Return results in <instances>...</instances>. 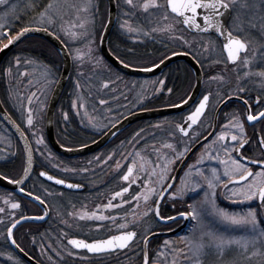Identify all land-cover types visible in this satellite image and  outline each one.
Returning a JSON list of instances; mask_svg holds the SVG:
<instances>
[{"label": "flooded vegetation", "instance_id": "obj_1", "mask_svg": "<svg viewBox=\"0 0 264 264\" xmlns=\"http://www.w3.org/2000/svg\"><path fill=\"white\" fill-rule=\"evenodd\" d=\"M11 1V4L16 5L18 12L22 11L21 8L24 5H37L36 2L38 1V4L41 3V0ZM35 8L34 13H37L38 7L36 6ZM120 14L121 8L116 6V20L113 30L116 28V23L118 18H120ZM19 23L18 21L13 22V25H18ZM22 28H18L12 35ZM182 28L190 35H202L188 32L183 26ZM112 32L108 38V49L114 56L126 63L124 55L129 57L137 53L139 45L133 42L131 46L129 44L127 46L124 40L113 37V41H115L116 47L118 48V51H114L111 47L110 40ZM12 35L10 34V37ZM31 38L37 37L26 38L17 44L7 53L0 66L17 50L16 48L19 45ZM34 41L54 49L46 40L34 39ZM43 41H45V43ZM139 49H153V47L146 44V46L140 47ZM187 53L200 65L198 60L191 53ZM226 60L230 66L234 65L233 63H229L227 58ZM200 67L202 69L201 65ZM189 75L191 77H189ZM157 76H162L161 80L165 81L164 90L160 91L161 85H159L157 87L159 91L152 90V92L148 93L146 99L142 98L141 100L138 98L140 95L138 90H129L128 95L126 94L123 96V99L118 100L116 96L117 92L110 91L108 85L92 84L87 86L84 90L85 100L76 102L71 100L74 90L72 89L73 87L66 84L54 111L53 135L55 140L66 148L90 145L100 139L101 136L126 115L141 109L172 106L181 103L188 96L192 88V86L189 88V84L191 83L192 85V72L186 62H173L165 67L158 75L150 78ZM180 76H183V78L181 79ZM169 89H172V91L169 92ZM31 92L34 91L32 90ZM40 93H42V91ZM207 93L210 95L211 100V92L206 91L202 83L201 90L196 99L183 111L167 114L158 118L135 121L117 132L101 146L82 155L70 157L57 153L49 145L45 133V116L42 125V133L36 131L37 129L35 128L32 129L31 132H28L17 119H15L11 112L5 108L24 131L32 150L33 168L28 180L23 185V189L34 196H39L45 201V205L41 206L39 203L31 201L24 196L0 188V208L5 209L4 212L0 213V221H3V223H0V264H13V260H18L19 264H30L11 247L9 240H6L7 228L10 227L14 221L21 219V217L32 218L37 216H44V219H31L21 222L14 229L13 238L26 255L40 264H142V245L144 238L156 231L165 232L172 230L171 222H160L155 217L154 212L149 213L147 216L143 215V213L147 212L149 206L155 209V201L159 198V195L154 193L149 201H144L143 194L145 192V182H148V187L157 190L161 187H166L182 158L187 153L185 152V148L187 147V149H190L196 141L209 132L212 125L213 114L217 107L211 110L210 100L205 113L196 126L190 129L188 136L182 135L177 128V125H180L183 121L184 116L191 112L199 100ZM237 96L248 101L251 114L256 115L264 110V101H262L258 95L246 91ZM257 97L260 99L259 103H257ZM48 100L49 97L47 98V103ZM101 101L104 103H101ZM141 101L143 106H135V104ZM228 104H230V102ZM81 105H83V107H81ZM46 107L47 104L45 106V111ZM242 107L244 110L243 105ZM65 114H67V119H65ZM228 124L229 122L226 123V125ZM226 125L221 126V129H223L225 133L229 131V129L225 127ZM247 125L248 130L245 132V138L250 142L241 149L240 155L247 160L264 158V154L257 147L258 135L264 137V119ZM33 133H35V135H33ZM197 134H200L199 139H195ZM218 134L217 123L216 130L209 140L200 145L181 167L173 183L175 186L178 181L181 180L184 172L189 170V166L197 163V159L194 158L198 155L199 151L202 152L205 150L204 153H201L203 160L209 153L211 155H217V146L213 145L212 141L216 139ZM228 137L230 136L226 134L224 143L234 144L235 142L231 141ZM38 139L42 140V143L39 145L36 144V140ZM167 144H172L175 151L166 148L165 145ZM205 145H208L207 149ZM219 150L221 155L219 154ZM219 150V158L226 160V154L222 149ZM257 150L260 152L261 157L255 155ZM180 152H184L185 154L180 160H175L176 154ZM137 153H139V155H137ZM110 157L111 159H109ZM21 158L22 165L17 176H11L15 174L14 169L17 167V164H19V160L15 156H10V160H8L6 164V166H8V171L7 169L3 170L0 168V174L9 179H17L22 172V154ZM235 158L240 159L242 163L248 165L254 173L261 170L258 166L248 164L238 153H235ZM167 161H174V163L169 165L171 169L169 180L161 186L157 183V180L159 179L161 167H163ZM216 161L217 163L219 162L218 160ZM212 162L213 160H211L210 163ZM118 163L120 165L119 169L117 168ZM130 165L133 167L130 179L135 178L136 182L134 184H130L129 181H124L122 179L128 172V167ZM41 172H45L55 179H61L74 185H81V187L73 190L66 189L53 182L47 181L44 177L40 176ZM240 174L243 173L241 172ZM240 174L231 177V179L239 177ZM229 179L230 178L226 179L225 177L222 182L226 183ZM125 187L129 188V191L124 193L122 197H117L115 200H112L113 194L121 191L122 188ZM174 190L175 188L172 189V191ZM222 193L224 194L222 195L223 198H225L226 195H230L223 191V189ZM138 194H140L139 201L134 200L133 197H137ZM189 198L190 197L186 194L182 200H177L175 204H173V201L168 198V194L166 193L159 203L160 215L165 218L178 215L179 212L183 211L182 206H184L183 208H187L186 203H188ZM110 200L113 204L122 206L119 208L105 209L103 206L108 204ZM5 201H7V203H5ZM225 202L226 201H221V204H224V206L226 205L227 208L228 206ZM246 202H244L245 205H248V202ZM11 203H18L20 207L13 210L10 208ZM98 205L100 206L98 214L110 218L114 217L115 219H109L104 222L79 220V214L97 211ZM252 205L254 207L259 206L258 199H256V202ZM175 206H178L177 210H179V212L170 214L171 209ZM45 210H47V215H45ZM70 213L73 215H69ZM178 220H181V224L183 223L182 219H177L176 221ZM120 225H126V227L121 229ZM124 231H135L137 235L133 241L129 243L127 248L114 250L110 253L92 254L86 249H76L68 244L69 239H84L87 242H92L93 239H107L109 236L118 235ZM141 232H146L142 240L139 238ZM64 233L67 235H63ZM152 240L153 239L147 244L148 264H174L173 262L153 260V257H151L149 253L151 250L155 253L158 252L160 245L157 244L151 247L150 243ZM138 243H140L141 246L140 259L131 254V252H134L138 247ZM9 256L12 257V260L8 259Z\"/></svg>", "mask_w": 264, "mask_h": 264}, {"label": "rangeland", "instance_id": "obj_2", "mask_svg": "<svg viewBox=\"0 0 264 264\" xmlns=\"http://www.w3.org/2000/svg\"><path fill=\"white\" fill-rule=\"evenodd\" d=\"M38 2H36L37 5H24L20 12L15 8V11L10 13V18L6 23L11 27L13 26V22L18 21L21 23L16 25L18 28L24 26L46 27L64 42L72 61L71 73L67 83L68 86L74 89L71 100L76 102L84 101V90L87 86L92 84L108 85L110 91L117 92L116 96L118 100L123 99L124 95H128L129 90H138L140 93L138 98H140V100L142 98L146 99L148 93L152 92V90L157 91V87L161 85L159 81L162 76L154 78L125 76L111 69L102 60L97 47L106 20V6L103 0H91L90 7H88L89 0H41L39 4ZM144 2L145 0H134L136 7L130 11L129 6L124 5L123 0H121V14L116 23L114 37H117L119 40H124L127 46L128 44L131 46L133 42H135V44L137 43L139 48L149 44L154 50L138 48L137 53L129 57L124 55L126 59H123L126 63L141 68L151 65L153 62H157L159 59L163 58L165 54L168 55L171 51H174V49L189 52L196 59L198 58L197 60L202 66L203 72L206 73L203 79V88L211 92V110L217 106L225 95H236L238 89L241 87L247 89L248 92L258 95L262 101H264V87H262V85H264V79L257 76H244L246 71H251L253 73L264 71V63L254 62L248 68H245L242 64L244 58V54H242L240 60L230 66L222 52L220 43L214 35L188 34L182 26L177 23V19L168 13L165 8V0H155L157 4L164 5V7L150 9L147 13L140 7ZM49 3L53 4V7L48 11L49 15L54 18V23L51 26L47 23L39 24L37 22L39 14L45 10ZM36 6L38 7V11L34 13ZM86 7L87 11H84L83 9ZM122 13H127V15H123ZM165 13L168 15L167 20L164 19ZM3 15L4 12L0 11V16ZM235 15V12H231L227 25L228 28H230L233 16ZM244 15L249 17L254 16L257 19L260 16H264V4L257 0L256 6L250 10H245ZM125 21H127L129 26L137 29V31L129 32L127 28H121V24ZM168 25L175 26L176 32H151L152 28L164 29ZM146 31L150 33L147 36L143 34ZM72 33L76 34V38L72 37ZM177 34L183 35L184 39L191 44V48L184 46L179 40L173 39V36ZM233 34L236 35V32L234 31ZM248 34L253 41L247 53V57L251 60L253 51L259 53L264 50V48H262V46H264V35H261L259 31V24L257 25V29L251 30ZM9 37L10 34L8 33V35L5 36V40L0 41V47ZM31 39L19 45V48H17V50L0 66V99L5 108L11 112L15 119H17L28 132H31L32 129L35 128L37 129L36 131L42 133L47 98L60 73L61 63L60 60L58 61V54L54 53L51 48L34 41L36 38ZM113 40L114 38L111 39V47L114 51H118L115 41ZM89 49L91 50L90 54ZM78 50L84 53V58L81 60H75L73 58ZM17 58L20 59L19 65L16 63ZM8 69H11V71L7 72L6 70ZM214 76H220L223 79L210 80V77ZM180 77L181 79L183 78V76ZM189 77L191 76L189 75ZM190 86H192L191 83L189 84V88ZM32 90L34 92H31ZM161 90H164V85H161L160 91ZM41 91L42 93H40ZM141 105L143 106L142 101L135 104V106L139 107H141ZM227 109L228 110L223 114V120L225 122H230L233 120L234 115L240 117L244 124V131L246 132L248 125L244 120L243 110L238 108V112L237 110L233 112L229 110V108ZM30 114L33 118L32 125H29L27 122ZM226 134L231 136V134L235 133L229 130ZM204 151H199L198 155L194 158L197 159V161H203V163L198 166L205 172L212 167L217 168L221 175V180H223L225 178L223 176L224 166L220 165L219 162L217 163L216 160L210 163L211 160H208L207 157H204L203 160L201 153H204ZM219 154L221 155L220 150ZM255 155L261 157L258 150L255 152ZM10 156L17 157L19 163L22 165L19 146L9 130L0 121L1 169H7L8 171V166H6V164L8 160H10ZM233 156L235 158V153ZM20 164H18V166ZM186 172H184L182 178L185 176ZM227 178L229 177H226V179ZM180 184L181 180L178 181L176 187L178 188ZM222 195H224L222 193V188L218 189L215 194L216 203L221 208L230 212H247L249 209L259 208V206L254 207L252 205L256 202V199L247 201L248 205L250 204L248 206L244 203L246 201L240 202L243 200L242 197L235 198L236 202H234L233 199L228 198L229 196L226 195V197L223 198ZM187 196L190 197L188 203H186L188 211V204L192 203L193 200L200 199L203 196V192H189ZM221 201H226L225 204H227L228 207L226 208V205H222ZM259 219L264 221V215L259 216ZM180 222L181 220L171 222V224H173L171 225L172 229L179 227L181 225ZM192 223L193 222L189 221L188 227L177 235H170L169 237L161 236V240L158 242L160 249L155 253L153 260L182 264L183 255L179 253L186 252L187 246L181 238L189 234ZM219 227L221 231L224 230L223 226ZM145 234L146 232H141L139 235L140 240L144 238ZM236 234L239 235L240 233ZM165 241L169 242L167 246H165ZM160 253H163V255H160ZM232 259H237L239 264H258L256 259L251 261L245 260L243 255L236 249L222 255L221 259L215 260V264H228Z\"/></svg>", "mask_w": 264, "mask_h": 264}, {"label": "snow or ice", "instance_id": "obj_3", "mask_svg": "<svg viewBox=\"0 0 264 264\" xmlns=\"http://www.w3.org/2000/svg\"><path fill=\"white\" fill-rule=\"evenodd\" d=\"M257 0H167L166 7L170 9L171 13H174L177 18V23L182 24L189 31L195 30L201 34H207L214 30L219 36L226 37L227 42L224 43L223 48L227 52L228 61L235 64L241 58V54H244L242 64L245 68H248L254 62L264 63V50L257 53L252 52L251 60L247 57V53L250 45L253 43L251 36L248 34L251 30L257 29L259 24V31L261 35H264V16H260L258 19L254 16H245V10H250L256 6ZM260 3L264 4V0H259ZM117 7H122L121 0H116ZM123 4L129 6L131 11L136 7L134 0H123ZM31 6V5H30ZM91 6V0H89L88 7ZM53 7V4L49 3L45 10L40 12L37 22L39 24L47 23L51 26L54 23V18L49 15V9ZM145 13L150 9H159L164 7V5H159L155 0H145V2L140 5ZM16 5L11 4V0H0V11L4 12L3 16H0V37L8 35V32L4 31L8 27L6 21L10 18V13L14 12ZM87 11V7L83 9ZM198 10H200L198 12ZM230 12H235L236 15L233 16L232 24L230 28H225L224 17L229 15ZM127 15V13H122ZM202 20V24L198 20ZM164 19H168L167 13L164 15ZM121 28H127L129 32L137 31V29L132 28L128 25L127 21L121 24ZM48 31V28H30L24 27L21 29L16 36H12L8 39L7 44L3 45V48H8L10 45L19 41L26 33L30 31ZM157 31L175 33L176 28L173 25H168L164 29L152 28L151 32L155 33ZM234 31L236 35H234ZM145 36L149 35V32L143 33ZM86 35V34H85ZM72 37L76 38V34L72 33ZM173 39L179 40L184 46L191 48V44L184 39L183 35L177 34L173 36ZM264 48V46H262ZM91 50L89 49V54ZM187 54V53H185ZM172 56L178 55L176 52H172ZM75 60H81L84 58V53L79 50L73 57ZM170 59L167 54L160 59V63L156 64L153 62L154 68H159L160 65L164 64L166 60ZM198 59V58H197ZM17 65L20 63V59L16 60ZM127 67V65H125ZM152 69L146 68L145 71H151ZM10 72L11 69L6 70ZM245 77L257 76L264 79V71L253 73L251 71H246L244 73ZM220 76L210 77V80H222ZM159 83L164 85L165 81L160 80ZM107 86V85H105ZM264 87V85H262ZM159 91V89H157ZM172 89H169L171 92ZM247 89L241 87L238 89L237 94L246 92ZM210 100V95H204L199 101L198 106L195 110L185 118L187 128L177 125V128L185 136L189 135L188 129H191L200 120L201 116L205 113L206 107ZM260 102L259 97H257V103ZM101 103H104L101 101ZM184 104L187 101H183ZM245 105H248V101H244ZM75 106V105H74ZM83 107V105H81ZM173 107H180V105L174 104ZM250 107V106H249ZM65 119H67V114H65ZM260 119H264V111H260L258 114L253 115L249 111L247 115L248 122H256ZM28 124L32 125L33 118L30 114L28 117ZM228 129H235V134H231L230 140L235 142L234 144L224 143L226 139V133L221 132L217 135L216 139L212 141L213 145L217 146V155H207L208 160H218L220 165L224 166L223 176L229 177L228 182H222L221 175L218 169L212 167L208 169L207 172L201 169L198 165L202 164V160H198L196 164L190 165L189 170L185 173V176L181 178V184L177 188L174 184L168 183L167 187H161L160 189H154L148 187V182H145V192L143 194L144 201H149L153 194H157L160 197H164L168 194V198L173 201V204L177 200H182L187 193H196L198 191L203 192V196L198 200H193L192 203L188 204V211H181L178 213L180 219L191 221V227L189 229V234L182 237L181 239L186 243L187 251L179 253L183 255L182 264H215V260L221 259L222 255L226 254L233 249L239 251L245 260L251 261L256 259L258 264H264V221L259 219V216L264 215V158L253 159L250 161L252 165L261 168L260 171L255 173L248 167L245 163H242L240 159L234 158V153H240L241 149L248 144L250 141L245 138L244 124L240 121L238 116L233 117V120L225 126ZM35 135V133H33ZM199 135L195 139H199ZM206 140L208 138H205ZM42 140H36V144L39 145ZM166 148L173 149L172 144L165 145ZM206 149L208 145H205ZM257 147L264 153V137H261L258 141ZM222 149L226 154L227 159H220L218 150ZM189 149L185 148V152ZM211 151V150H209ZM184 152L176 154L175 160H180ZM139 155V153H137ZM111 159V157L109 158ZM31 155H29L28 165L24 167V175L27 176L30 171L31 166ZM174 163V161H167L163 167L160 169L159 179L157 183L163 186L170 178L171 169L169 165ZM120 165L117 164L119 169ZM194 170V171H193ZM86 171V170H85ZM133 172V167L130 165L128 167V172L122 177L124 181H129L130 184L136 182L135 178H131ZM238 180L231 179L234 175L239 173ZM40 176L46 177L47 180L52 181L54 177L47 175L45 172H41ZM10 183L15 185H22L24 183V178L20 180H12ZM55 183L58 185L65 184L64 180L55 179ZM68 188H80L81 185L67 184ZM175 188V191L172 189ZM223 189V191L229 193V198L233 199L242 197L243 201H250L254 199L259 200L258 209H249L247 212H230L221 208L215 200V194L218 189ZM21 192L24 191L23 187L19 189ZM129 188H122L121 191L115 192L113 194L112 200L117 197H122L124 193H127ZM29 196L32 194L29 193ZM140 194L137 197H133L134 200L139 201ZM35 201H38L41 206L45 205V201L39 196L33 197ZM7 203V201H5ZM157 207L153 209L151 206L148 207L147 212L143 213L147 216L149 213L154 212L155 217L162 221H172L175 222L178 217L169 216L162 217L159 211V200L155 201ZM122 205L113 204L110 200L108 204L104 205L105 209L109 208H119ZM18 203H11L10 208L15 210L19 208ZM100 206H97V211L92 213L84 212L79 214V220L81 221H100L104 222L106 220L112 219L114 217H106L102 214H98ZM5 209L0 208V213L4 212ZM45 215H47V210H45ZM73 215V214H69ZM75 218V217H74ZM21 219H28L26 217H21ZM31 219L43 220L44 216L32 217ZM3 223V221H0ZM19 221H14L10 227L7 228L6 240L11 241L16 247H20L16 240L13 238L14 229L19 225ZM219 226H223V231L220 230ZM126 225H120L121 229H124ZM150 231V229H149ZM236 233H240L237 235ZM63 235H67L64 233ZM137 233L132 231H124L119 235L109 236L107 239H93L92 242H87L84 239H69L68 244L72 245L76 249H86L92 254H105L110 253L114 250L125 249L129 246V242L133 241V238ZM148 243V238L145 237V245ZM168 241H165V246L168 245ZM23 251V249H21ZM250 253V254H249ZM163 255V253H160ZM145 264H148V253L144 252ZM12 260V257H8ZM13 264H19L18 260H13ZM228 264H239L237 259H232Z\"/></svg>", "mask_w": 264, "mask_h": 264}, {"label": "water", "instance_id": "obj_4", "mask_svg": "<svg viewBox=\"0 0 264 264\" xmlns=\"http://www.w3.org/2000/svg\"><path fill=\"white\" fill-rule=\"evenodd\" d=\"M105 3H106V20H105V23L103 25V28H102V31H101V34L99 37L98 48H99V52H100L101 56L104 58V60L108 64H110L114 69H116L121 74L131 76V77H137V78H150V77L158 75L169 64L176 62V61H183V62H186L191 69L192 76H193L192 88H191L188 96L184 99V101H187V103L184 104L182 101L181 103L176 104V105H180V107H173V105H172V106H161V107L141 109V110L134 111V112L126 115L124 118H122L116 124H114L103 136H101L100 139L91 143L90 145L80 146V147H76V148H66V147L61 146L55 140L54 135H53V118H54L55 107L57 105V102L59 100V97H60L62 91L64 90V87L68 81V78H69L70 72H71V58H70V55H69V52H68L66 46L62 43V41L55 34H53L49 30L48 31H43V30H41V31H30V32L26 33L19 41L15 42L14 44L10 45L8 48L5 49V48H3V45L7 44V42H8V40H7L0 47V64H1L2 60L4 59V57L7 55V53H9L17 44H19L22 40H24L27 37H38V38H41L43 40H46L55 48V50L57 51V53L59 55V58L61 61V68H60V73L58 75V78H57V80L53 86L52 92L49 96V100H48L46 111H45V133H46L47 140H48V143L51 146V148L53 150H55L57 153L64 155V156L70 157V156L82 155V154H84V153H86L92 149H95V148L101 146L102 144H104L106 141H108L113 135H115L117 132L122 130L124 127H126L127 125H130L131 123H133L135 121L142 120V119L158 118V117L165 116L167 114L181 112L184 109H186L196 99L198 93L201 90V86H202V82H203V75H202L201 68H200L199 64L197 63V61L190 54H188V53L185 54L186 52L175 51L176 53H178V55L172 56L171 55L172 53L167 55L170 57V59L166 60L165 63L160 65L159 68H154L153 65L148 66V67H141V68L140 67H134V66H131V65L124 63L123 61L118 59L116 56H114L109 51L107 43H108L109 35H110V33L114 27L115 20H116V1L115 0H105ZM166 3H167V0H166ZM167 10L169 13H171L170 9L167 8ZM199 11L200 10H198V12ZM171 14L175 16L174 13H171ZM230 16H231V12L229 15H226L224 17L223 22H224L225 28H228L227 25H228V21L230 19ZM198 20H199V17H198ZM199 22L202 24V20H199ZM28 27L37 28V27H33V26H28ZM185 29L191 33H198L195 30L189 31L187 28H185ZM20 31H21V29L12 36H16L17 33H19ZM198 34H201V33H198ZM207 34L214 35L219 40L221 47H222V51H223L225 57L227 58V52L223 48L224 43L227 42L226 37L219 36V34L215 33L214 30L210 31ZM228 62L232 63L230 61H228ZM159 63H160V61L157 62L156 64H159ZM125 65H127V67ZM146 68H149L152 70L151 71H145ZM205 95H209V94L207 93ZM231 101L239 102L244 106L245 120L247 123H250L247 121V115L249 114L250 107H249V105H245V103H244L245 100L242 99L241 97L235 96V95H230V96L225 97L217 105V107L214 111L212 125H211L209 132L206 133L203 137H201L198 141H196L194 143V145L187 151V153L184 155L181 162L179 163L177 169L175 170V172H174L169 183H171V184L174 183V181L178 175V172L180 171L181 167L185 164L187 159L196 151V149H198L200 147V145H202L204 142L209 140V138L213 135V133L215 132L216 127H217L218 117H219V113H220L221 109L227 103H229ZM198 104H199V102L197 103L196 106H198ZM196 106L194 107V109L191 112H189L188 114H186L184 116L183 121L180 124L181 127L187 128L185 118L195 110ZM262 111H264V110H262ZM0 121L4 124V126L9 130V132L16 139V141H17V143L21 149V152H22V156H23L22 172H21L20 176L15 180H20L22 177L24 178V183L22 185H15V184L10 183V181H12L13 179H9V178L0 174V188L10 190V191H12L18 195L26 197L27 199H29L31 201L39 203L38 201H35L33 199V197H35L34 195L29 196L28 192H26V191L21 192L19 190L20 187H23L25 182L28 180V178L31 174L32 168H33L32 150H31L30 143H29L24 131L17 124V122L12 118V116L9 114V112L5 109V107L3 106L2 102H1V99H0ZM251 123H253V122H251ZM194 126H196V125H194ZM178 131H179V129H178ZM189 131H190V129H188V132ZM180 133L182 135H184L182 132H180ZM205 138H208V139L206 140ZM260 138L261 137L258 135V141ZM238 154L244 161H246L248 164L252 165L250 163L251 160L245 159L244 157H242L240 155V153H238ZM29 155H31V161L32 162H31V166H30V171H29L28 175L25 176L24 175V167L28 165ZM44 178L46 179V177H44ZM238 179H239V177L235 178L234 180H238ZM47 181H49V180H47ZM50 182H53L54 184H56L55 178H54V180H52ZM67 184H71V183L65 182V184L59 185V186H62V187L69 189V190L78 189V188H68ZM56 185H58V184H56ZM161 198L162 197L159 196L158 200L160 201ZM156 207H157V205L155 206V208ZM175 217H178V215H175ZM26 218H28V219H19L18 221L21 223V222L26 221V220H31V217H26ZM177 219H180V218L178 217ZM157 220H159L162 223L172 222V221L165 222V221L160 220L159 218H157ZM182 221H183V223L179 227L174 228L170 231H165V232L156 231V232L149 234L147 236L148 242L155 237L179 234L182 230H184L188 226V222H189V221H186L183 219H182ZM132 232H135V231H132ZM9 242H10L11 247L23 259L28 261L30 264H40V263L34 261L33 259H31L23 251H21L20 248L13 245L11 243V241H9ZM145 250L147 251V245H145V238H144L143 245H142V261H143L142 264H145V258H144Z\"/></svg>", "mask_w": 264, "mask_h": 264}, {"label": "trees", "instance_id": "obj_5", "mask_svg": "<svg viewBox=\"0 0 264 264\" xmlns=\"http://www.w3.org/2000/svg\"><path fill=\"white\" fill-rule=\"evenodd\" d=\"M18 30V27H16V25H13V26H8V27H6L5 29H4V31H7L9 34H13L15 31H17ZM114 34H115V28H114V30H113V32H112V34H111V38H110V40L111 39H113V37H114ZM3 40H5V36H2V37H0V41H3ZM36 40H41V39H38V38H36ZM44 43H45V41H43ZM17 48H19V47H17ZM16 48V49H17ZM53 49V48H52ZM175 50V49H174ZM53 51H54V53H56L55 52V50L53 49ZM99 53V52H98ZM103 60V59H102ZM58 61H59V59H58ZM104 61V60H103ZM105 62V61H104ZM106 63V62H105ZM107 64V63H106ZM108 65V64H107ZM109 66V65H108ZM110 68H111V66H109ZM111 69H113V68H111ZM114 70V69H113ZM202 72H203V70H202ZM205 76H206V73H204L203 72V77L205 78ZM238 95V94H237ZM225 96H227V95H225ZM227 108H229V110H232L233 112H235L238 108H240V109H242L243 110V107H242V105L241 104H239V103H230V104H228V105H226L223 109H222V111L220 112V115H219V118H218V132H219V134L223 131V129H221V126H223V125H226V123L228 122H225L224 120H223V114H224V112L226 111V110H228ZM237 112H238V110H237ZM239 119H240V121L243 123V121H242V119L239 117ZM223 128V127H222ZM221 130V131H220ZM229 130H231V131H233L234 133H235V129H229ZM246 130H248V128L246 129ZM203 132V131H202ZM224 132V131H223ZM21 162H22V160H21ZM20 164V163H19ZM20 168H21V164L18 166V164H17V167L14 169V173L15 174H13V175H11V176H17L18 174H19V172H20ZM18 173V174H17ZM184 206H182V209H183V211H187V208H183ZM178 209V206H175L174 208H172L171 209V213L170 214H175V213H177V212H179V210H177ZM181 209V210H182ZM171 225H173V224H171ZM172 227V226H171ZM161 240V238H154L152 241H151V243H150V246L152 247V246H155V245H157L158 244V242ZM131 254L132 255H135V256H137L139 259H140V256H141V246H140V243H138V247L134 250V252H131ZM150 256L151 257H155L154 255H155V252L154 251H150Z\"/></svg>", "mask_w": 264, "mask_h": 264}, {"label": "bare ground", "instance_id": "obj_6", "mask_svg": "<svg viewBox=\"0 0 264 264\" xmlns=\"http://www.w3.org/2000/svg\"><path fill=\"white\" fill-rule=\"evenodd\" d=\"M112 32V31H111ZM110 36V35H109Z\"/></svg>", "mask_w": 264, "mask_h": 264}]
</instances>
